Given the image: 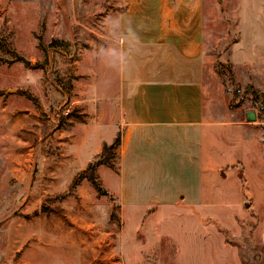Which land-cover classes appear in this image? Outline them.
I'll list each match as a JSON object with an SVG mask.
<instances>
[{"label":"rangeland","instance_id":"rangeland-1","mask_svg":"<svg viewBox=\"0 0 264 264\" xmlns=\"http://www.w3.org/2000/svg\"><path fill=\"white\" fill-rule=\"evenodd\" d=\"M205 3L214 7L215 18L205 51L206 89L221 106V118L222 106L242 115L254 110V123L264 124L261 105L244 92L249 80L237 76L228 59L238 3ZM127 5L128 0H0V264H264L262 152L245 173L257 190L250 206L232 186L231 193L209 196L212 203L195 212H121L108 188L115 155L109 167L96 169L106 194L87 179L71 190L101 153L95 146L108 132V99L119 88L118 17ZM215 130L222 144L243 131Z\"/></svg>","mask_w":264,"mask_h":264},{"label":"crops","instance_id":"crops-1","mask_svg":"<svg viewBox=\"0 0 264 264\" xmlns=\"http://www.w3.org/2000/svg\"><path fill=\"white\" fill-rule=\"evenodd\" d=\"M236 1V38L228 59L237 76L264 93V0ZM214 23V7L205 0H128L119 14V88L108 99L107 135L95 148L99 152L122 131L117 168L108 176L121 212H195L212 203L209 196H224L232 186L244 205L255 202L256 186L245 173L264 154V124L225 106L221 118V106L206 89L205 51ZM222 126L243 131L222 144L215 130ZM224 145L230 147L226 154Z\"/></svg>","mask_w":264,"mask_h":264},{"label":"trees","instance_id":"trees-1","mask_svg":"<svg viewBox=\"0 0 264 264\" xmlns=\"http://www.w3.org/2000/svg\"><path fill=\"white\" fill-rule=\"evenodd\" d=\"M244 92L246 94H252L253 96V100H254V105H261L259 106V115L262 118V121H264V93L263 91H261L260 89L254 87L253 85H247L244 88ZM238 93H235V96H237ZM121 137H122V133L119 132L116 136V138L114 139V141L112 143H104L102 146V151L99 154V156L97 157V159L94 162H91L88 164V166L81 172L79 173L76 178L75 181L71 187V190L74 186L78 185L80 183V181H82L83 179H87L92 186L97 189V191L99 192H104V194H106L107 192L101 187V185L99 184L97 178H96V169L98 166L100 165H108L110 166L112 164L111 162V158L112 156H114L116 154V149L119 146V144L121 143Z\"/></svg>","mask_w":264,"mask_h":264},{"label":"water","instance_id":"water-1","mask_svg":"<svg viewBox=\"0 0 264 264\" xmlns=\"http://www.w3.org/2000/svg\"><path fill=\"white\" fill-rule=\"evenodd\" d=\"M17 58L23 60L26 64H29V61L26 60L23 56L17 55ZM246 119H247L248 122H255L256 119H257L256 112L254 110L247 111Z\"/></svg>","mask_w":264,"mask_h":264}]
</instances>
